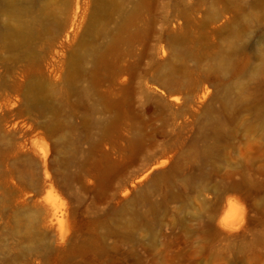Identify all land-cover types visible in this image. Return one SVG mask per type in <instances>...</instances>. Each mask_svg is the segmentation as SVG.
I'll list each match as a JSON object with an SVG mask.
<instances>
[{"label":"rangeland","instance_id":"obj_1","mask_svg":"<svg viewBox=\"0 0 264 264\" xmlns=\"http://www.w3.org/2000/svg\"><path fill=\"white\" fill-rule=\"evenodd\" d=\"M78 1L30 51L0 42V264H264V0H104L83 45ZM125 15L132 73L94 84Z\"/></svg>","mask_w":264,"mask_h":264},{"label":"bare ground","instance_id":"obj_2","mask_svg":"<svg viewBox=\"0 0 264 264\" xmlns=\"http://www.w3.org/2000/svg\"><path fill=\"white\" fill-rule=\"evenodd\" d=\"M73 2L74 11H77L79 8V1L73 0ZM103 2L104 0H93L89 20L88 23L84 25L82 33L71 32L72 37L78 34V40L81 41L79 44L83 45L86 43L84 36L93 28L91 24L98 15L101 7H103ZM68 4L69 2H67V0H44L41 2V5H39L37 10L27 9L24 11L22 8H17L18 2H13V0H0V14L9 16L14 20V25L3 26L0 28V42L6 47L17 46L23 48L24 51H30L31 43L37 37V26L45 32L51 31L52 28L47 27V24L56 20L53 30L59 31L62 29L65 22L64 14L68 9ZM56 8L62 13V18L57 19V14L55 12ZM128 19V16L125 15L116 23L113 30L106 32L105 40L101 42L100 45H95L94 42H91V45L86 49V54L92 64L90 74L94 84L104 78L109 80V77H111L110 81H113L116 76L125 73V70H129L130 73H132L133 66L130 64L120 66L118 61L121 55H116L119 51L118 47L121 42H131L133 39L138 38L142 33V30H137L131 34H122L121 29L129 23ZM68 35L70 34L66 33V36ZM48 41H51V39L46 40V42ZM77 59V47H74L68 52L67 58L64 60L65 76L72 82L75 81L80 74V65ZM30 81L31 80L29 79L25 88ZM44 81L45 79H39L40 84L44 83ZM24 95L28 101L29 89L28 96L25 90ZM114 105L118 111H121L122 104L120 101L115 102ZM113 124L114 123H111L110 126ZM33 219L34 214L30 213V211L26 212L24 215L25 227H32Z\"/></svg>","mask_w":264,"mask_h":264},{"label":"water","instance_id":"obj_3","mask_svg":"<svg viewBox=\"0 0 264 264\" xmlns=\"http://www.w3.org/2000/svg\"><path fill=\"white\" fill-rule=\"evenodd\" d=\"M37 75H42V76H44V74L43 73H38ZM28 81H29V78H27L26 79V81L23 83V93H22V103L24 104L25 103V101H24V90H25V86H26V84L28 83Z\"/></svg>","mask_w":264,"mask_h":264}]
</instances>
